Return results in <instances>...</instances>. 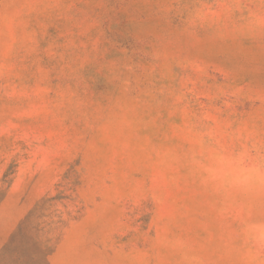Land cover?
I'll return each mask as SVG.
<instances>
[{
	"label": "rangeland",
	"instance_id": "obj_1",
	"mask_svg": "<svg viewBox=\"0 0 264 264\" xmlns=\"http://www.w3.org/2000/svg\"><path fill=\"white\" fill-rule=\"evenodd\" d=\"M0 264H264V0H0Z\"/></svg>",
	"mask_w": 264,
	"mask_h": 264
}]
</instances>
